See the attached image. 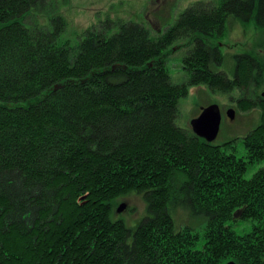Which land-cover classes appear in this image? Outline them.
Wrapping results in <instances>:
<instances>
[{"label": "trees", "instance_id": "1", "mask_svg": "<svg viewBox=\"0 0 264 264\" xmlns=\"http://www.w3.org/2000/svg\"><path fill=\"white\" fill-rule=\"evenodd\" d=\"M234 1L163 32L104 22L71 43L61 14L20 20L45 0H0V264H264V65L233 54L230 78L209 42L238 10L263 29L264 0ZM174 46L186 49L179 84L165 65ZM202 83L251 92L258 120L241 139L214 145L176 123L178 99ZM236 140L244 156L226 151ZM133 194L146 213L130 226L115 205ZM178 209L195 218L180 225Z\"/></svg>", "mask_w": 264, "mask_h": 264}, {"label": "rangeland", "instance_id": "2", "mask_svg": "<svg viewBox=\"0 0 264 264\" xmlns=\"http://www.w3.org/2000/svg\"><path fill=\"white\" fill-rule=\"evenodd\" d=\"M218 3L219 0H45L43 4L37 5L35 9L34 7L30 8L25 13L24 18L20 20L28 25L30 24L29 22L33 21L46 25L57 13L61 14L67 25L61 33L60 39L75 43L78 41L77 39L81 32L92 26H101L104 22L112 24L122 21H135L151 27L153 32L157 30L163 32L167 27L173 25L177 18L187 10L201 7L204 13H209L206 8H209V5ZM228 27L224 36L218 40H209L215 45L222 44L221 52L226 55L221 65H214L212 68L216 71H225L228 77L232 78L233 54H242L243 52L256 55V59L264 65V28L258 29L251 20L238 22L235 19L231 20ZM118 30L117 26L112 25L110 32ZM187 41L180 40L178 45L185 44ZM176 48L174 46L173 53L167 56L165 65L169 71L170 79L179 84L186 80L187 77L186 70L183 68V56L186 54V49L183 47ZM187 89L188 93L178 99L176 123L180 128L187 129L193 133L192 121L201 114V109L213 105L217 106L222 120L219 128L220 132L215 140L209 143L215 145L223 144L236 138L241 139L258 120V108H245L247 100L252 97L251 92L247 91V88L239 90L234 86L231 90H222L202 83L201 85H190ZM251 101L255 102V99L249 102ZM229 108L235 111L234 119L232 120L226 114ZM226 151L235 153L238 156H244L245 154L243 144L237 140L235 143H231ZM260 165L261 163H258L248 167L245 172V178L250 177ZM142 197L143 195L133 194L116 200L118 202L115 205L116 208L120 204L125 203L126 207L120 211L119 214L121 216L119 217L125 219L130 226L135 223L133 219L146 213L145 202ZM181 216H183V221L180 218ZM194 218L190 216L189 211L186 209H178L175 213V220L180 225L186 219ZM188 223L190 225L193 224L194 229L201 231V224H196L192 220L188 221ZM248 226V223L237 224L233 229H235L237 234L241 235L247 232Z\"/></svg>", "mask_w": 264, "mask_h": 264}, {"label": "water", "instance_id": "3", "mask_svg": "<svg viewBox=\"0 0 264 264\" xmlns=\"http://www.w3.org/2000/svg\"><path fill=\"white\" fill-rule=\"evenodd\" d=\"M202 113L196 117L192 123L194 130L198 132L202 139H205L207 142H212L218 136L219 128L221 125V116L220 111L217 106L205 107L202 110ZM229 119H234L235 111L229 108L226 112ZM126 207L125 203L120 204L117 208V212L120 213ZM228 264H235L234 262Z\"/></svg>", "mask_w": 264, "mask_h": 264}, {"label": "flooded vegetation", "instance_id": "4", "mask_svg": "<svg viewBox=\"0 0 264 264\" xmlns=\"http://www.w3.org/2000/svg\"><path fill=\"white\" fill-rule=\"evenodd\" d=\"M240 1L241 0H235L234 1V5H239L240 4ZM234 10H236V8H234ZM250 10H251V6H250ZM239 11V10H238ZM237 11V13H234V12H230V14L228 15V16H226V19L227 20H229L230 22H231V20L232 19H235V20H237V18H241L242 17V15L240 16V14H238V13H240V12H238ZM252 13V10L249 12V14H251ZM252 21V20H251ZM213 34H215L214 32H213ZM216 35V34H215ZM218 45V44H217ZM222 45V44H221ZM221 45H218V47H220L221 48ZM244 53V52H243ZM242 53V54H243ZM264 94V91L263 92H260V95L262 96ZM221 114V113H220Z\"/></svg>", "mask_w": 264, "mask_h": 264}, {"label": "bare ground", "instance_id": "5", "mask_svg": "<svg viewBox=\"0 0 264 264\" xmlns=\"http://www.w3.org/2000/svg\"><path fill=\"white\" fill-rule=\"evenodd\" d=\"M192 132L195 133L196 136H200V135L198 134V132H196V131L194 130V127H192ZM124 209H125V208H124Z\"/></svg>", "mask_w": 264, "mask_h": 264}]
</instances>
